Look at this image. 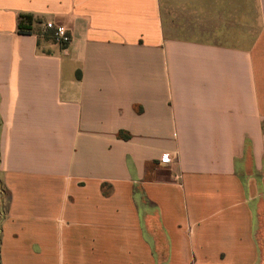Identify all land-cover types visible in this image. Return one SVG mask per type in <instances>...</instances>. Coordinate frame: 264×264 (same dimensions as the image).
Masks as SVG:
<instances>
[{
  "label": "crops",
  "instance_id": "1",
  "mask_svg": "<svg viewBox=\"0 0 264 264\" xmlns=\"http://www.w3.org/2000/svg\"><path fill=\"white\" fill-rule=\"evenodd\" d=\"M256 3L234 47L162 0H0V264H264Z\"/></svg>",
  "mask_w": 264,
  "mask_h": 264
},
{
  "label": "rangeland",
  "instance_id": "2",
  "mask_svg": "<svg viewBox=\"0 0 264 264\" xmlns=\"http://www.w3.org/2000/svg\"><path fill=\"white\" fill-rule=\"evenodd\" d=\"M166 34L244 47L259 30L256 0H162Z\"/></svg>",
  "mask_w": 264,
  "mask_h": 264
},
{
  "label": "built area",
  "instance_id": "3",
  "mask_svg": "<svg viewBox=\"0 0 264 264\" xmlns=\"http://www.w3.org/2000/svg\"><path fill=\"white\" fill-rule=\"evenodd\" d=\"M44 27L51 32V38L61 46H65L70 41V34L64 26L54 24L50 21L44 23ZM162 162H168L167 158H163Z\"/></svg>",
  "mask_w": 264,
  "mask_h": 264
},
{
  "label": "trees",
  "instance_id": "4",
  "mask_svg": "<svg viewBox=\"0 0 264 264\" xmlns=\"http://www.w3.org/2000/svg\"><path fill=\"white\" fill-rule=\"evenodd\" d=\"M34 22L33 16L27 13H20L18 15V19H17V31L18 33L21 34H30L32 32V24ZM39 23H41V21H38ZM46 37H51V32H47ZM121 138H127L128 135L126 133L123 132H119L118 134ZM0 190L2 193H4V189L1 186L0 183Z\"/></svg>",
  "mask_w": 264,
  "mask_h": 264
}]
</instances>
